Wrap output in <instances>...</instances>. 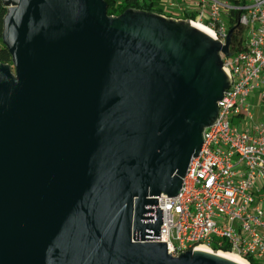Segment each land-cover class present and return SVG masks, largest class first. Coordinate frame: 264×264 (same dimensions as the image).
<instances>
[{
    "label": "water",
    "instance_id": "water-1",
    "mask_svg": "<svg viewBox=\"0 0 264 264\" xmlns=\"http://www.w3.org/2000/svg\"><path fill=\"white\" fill-rule=\"evenodd\" d=\"M0 264H250L160 242L230 85L220 42L189 20L104 0H2ZM158 239V240H157Z\"/></svg>",
    "mask_w": 264,
    "mask_h": 264
},
{
    "label": "built area",
    "instance_id": "built-area-1",
    "mask_svg": "<svg viewBox=\"0 0 264 264\" xmlns=\"http://www.w3.org/2000/svg\"><path fill=\"white\" fill-rule=\"evenodd\" d=\"M164 16L200 24L223 44L234 27L228 57L230 85L218 114L203 130L179 193L158 197L160 242L173 256L202 245L264 264V0H162Z\"/></svg>",
    "mask_w": 264,
    "mask_h": 264
},
{
    "label": "trees",
    "instance_id": "trees-1",
    "mask_svg": "<svg viewBox=\"0 0 264 264\" xmlns=\"http://www.w3.org/2000/svg\"><path fill=\"white\" fill-rule=\"evenodd\" d=\"M108 4L107 13L111 15H120L129 8L146 10L164 15V9L160 6L159 0H104ZM8 8L0 0V63L13 64L12 56L8 48L4 45L2 35L4 27V18L7 14ZM224 252H228V248H224ZM253 264H256L253 262Z\"/></svg>",
    "mask_w": 264,
    "mask_h": 264
},
{
    "label": "rangeland",
    "instance_id": "rangeland-1",
    "mask_svg": "<svg viewBox=\"0 0 264 264\" xmlns=\"http://www.w3.org/2000/svg\"><path fill=\"white\" fill-rule=\"evenodd\" d=\"M160 1V5L163 6V8H165V2H163L162 0H159ZM12 66V70L14 71V66L13 64H10ZM263 80H264V76H263ZM253 100L256 104V106L254 107V113H255V116L257 118H261L263 115H264V100L262 101L261 99V93H260V90L257 89L254 94H253Z\"/></svg>",
    "mask_w": 264,
    "mask_h": 264
},
{
    "label": "bare ground",
    "instance_id": "bare-ground-1",
    "mask_svg": "<svg viewBox=\"0 0 264 264\" xmlns=\"http://www.w3.org/2000/svg\"><path fill=\"white\" fill-rule=\"evenodd\" d=\"M194 26H198V27H201V28H203V29H205V30H207V31H209V29H207L206 27H204V26H202V25H200V24H193ZM210 32V31H209ZM217 251H213V253H216ZM231 253V252H230ZM232 254H235V253H232ZM235 255H237V254H235ZM237 256H239V255H237ZM239 257H241V256H239ZM242 258V257H241Z\"/></svg>",
    "mask_w": 264,
    "mask_h": 264
}]
</instances>
